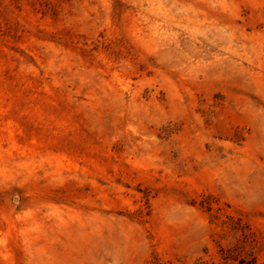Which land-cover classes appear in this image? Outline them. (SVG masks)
<instances>
[{
	"label": "rangeland",
	"instance_id": "1",
	"mask_svg": "<svg viewBox=\"0 0 264 264\" xmlns=\"http://www.w3.org/2000/svg\"><path fill=\"white\" fill-rule=\"evenodd\" d=\"M0 264H264V0H0Z\"/></svg>",
	"mask_w": 264,
	"mask_h": 264
}]
</instances>
